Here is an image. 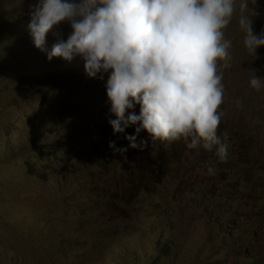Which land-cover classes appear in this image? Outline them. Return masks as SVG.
Segmentation results:
<instances>
[{
	"label": "rangeland",
	"instance_id": "obj_1",
	"mask_svg": "<svg viewBox=\"0 0 264 264\" xmlns=\"http://www.w3.org/2000/svg\"><path fill=\"white\" fill-rule=\"evenodd\" d=\"M36 1L0 0V264H233L232 254L235 264L264 261V233L243 223L252 234L236 232L246 239L232 246L215 213L224 207L226 219L242 210L246 197L219 182L223 174L231 183L248 176V193L264 198V171L218 175L217 168L236 164L245 141L264 140V45L249 53L239 24L248 16L259 37L264 0H247L243 10L235 0L237 11L224 29L231 60L230 67L218 66L223 162L215 147L152 141L144 130L137 135L138 124L114 134L110 72L92 78L79 56L48 59L52 46L71 34L68 21L54 26L44 50L37 49L28 30ZM254 76L259 89L251 86ZM139 112L136 104L125 115ZM130 135L146 142L142 149L129 147ZM256 160L264 165L263 155ZM256 213L264 228L262 201Z\"/></svg>",
	"mask_w": 264,
	"mask_h": 264
},
{
	"label": "clouds",
	"instance_id": "obj_2",
	"mask_svg": "<svg viewBox=\"0 0 264 264\" xmlns=\"http://www.w3.org/2000/svg\"><path fill=\"white\" fill-rule=\"evenodd\" d=\"M247 7L242 0L241 9ZM235 11V0H38L28 30L43 51L49 31L70 22L71 34L52 46L48 59L79 56L92 78L110 72L107 96L116 117L109 121L114 134L138 124L137 135L144 130L152 141L183 139L190 149L215 147L223 162L227 145L217 136L224 93L218 66L222 61V67H230L231 41L224 39V29ZM239 24L246 49L255 55L264 45V29L254 35L248 16L242 15ZM250 83L259 89L261 79L254 76ZM136 104L139 115L126 117ZM137 135L125 138L129 147L142 149L146 142L137 144ZM252 143L264 153V140L258 139L248 140L241 155L255 151ZM255 161L243 159L241 168L263 172L264 165ZM31 177L40 180L35 173Z\"/></svg>",
	"mask_w": 264,
	"mask_h": 264
},
{
	"label": "trees",
	"instance_id": "obj_3",
	"mask_svg": "<svg viewBox=\"0 0 264 264\" xmlns=\"http://www.w3.org/2000/svg\"><path fill=\"white\" fill-rule=\"evenodd\" d=\"M37 1H36V3H37ZM48 47L50 48V45ZM71 63L74 64V63H78V62H71ZM217 136H219L221 142L224 141L223 137L220 135L219 132H217ZM185 143H187V142L185 141ZM246 144H247V142L245 141L241 145V147H239L240 150L246 149ZM252 145H254V144L252 143ZM254 147L258 149V151H259L258 154L255 151L254 152L248 151V153L253 156V159H247L248 158L247 153H245L246 155L244 153H243V155H241V153H239V155H237L238 160L236 161V164H234V165L226 164L227 165L226 167H222V164H218V167H217L219 169L218 175L220 173L221 174L224 173L225 170H231L234 168H238L239 170L244 169L247 166H244L243 168H241V165H242L241 162L243 161V159L247 160V162L250 164V163H252V161H255L259 157V155H263V157H264V153L261 150H259V147L256 145H254ZM213 171H214V169H213ZM218 181L223 182V184L225 186L230 188L233 191L234 195L240 194L242 196H246L243 198L244 203H243L242 210H240L237 213L229 212L227 214L226 219H223V217H222L227 212V210L225 211L224 207L222 208V206H221V207H218L217 209H215L216 215L220 216V218L223 219L221 221V223H219L218 229H220V230L223 229V230H226L227 232L230 231L229 236H227L226 232H224V231H221L222 234L224 236H226V238L229 241H231L232 246L234 245V243L236 244V246H238L240 243L239 239H242L244 241L246 238H245V236L237 235L235 233L238 231H244L246 233H249L248 231L244 230V227H242L243 223L249 222L250 225H252V228L257 229V230H255V233L258 235H262L264 233V228L262 227V221H261L262 219L256 212L260 211L261 201H262V204H264V198L260 197V198H258L259 201H256L257 198H255V199H254V197L252 198L251 194L248 193V192L252 191V188H251L250 183L248 181V176L245 175L244 177H242L238 180H234L231 183V182H229L227 177L223 174V175L219 176ZM241 183H245V186L242 187ZM255 188H258V185L255 186L253 188V190ZM241 190H244V192H241ZM212 197H214V196L212 195ZM263 197H264V195H263ZM248 199H249V203L246 202V200H248ZM211 203L216 205V203L213 200H211ZM251 208L254 210L253 212L249 211V209H251ZM230 227H231V229H230ZM235 256H236L235 254H232L227 258V260L233 261V264H235V262H234ZM238 257L242 258L240 255ZM255 264H264V261L258 260Z\"/></svg>",
	"mask_w": 264,
	"mask_h": 264
}]
</instances>
